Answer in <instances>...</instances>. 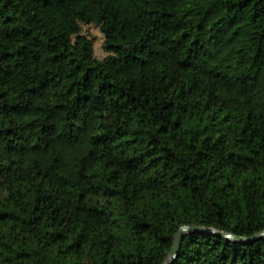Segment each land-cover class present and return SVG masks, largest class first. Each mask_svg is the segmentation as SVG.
Returning a JSON list of instances; mask_svg holds the SVG:
<instances>
[{"label": "trees", "instance_id": "16d2710c", "mask_svg": "<svg viewBox=\"0 0 264 264\" xmlns=\"http://www.w3.org/2000/svg\"><path fill=\"white\" fill-rule=\"evenodd\" d=\"M8 113L0 264H264V0H0Z\"/></svg>", "mask_w": 264, "mask_h": 264}, {"label": "water", "instance_id": "95a60500", "mask_svg": "<svg viewBox=\"0 0 264 264\" xmlns=\"http://www.w3.org/2000/svg\"><path fill=\"white\" fill-rule=\"evenodd\" d=\"M197 230H203V231H208V232H212V233H218L219 232L214 228H206L204 226L195 225V224L194 225H192V224L182 225L181 228L179 229V231L177 232L176 236H175L173 247L171 248V250L168 254V257L163 264H170L172 262V260L177 256V254L180 250V247H181L183 236L188 232H193V231H197ZM221 234H223L229 238H232L234 240H237L239 242L258 240V239L264 237V231H261L252 237H246V236L241 237V236H237L233 233H229V232H221Z\"/></svg>", "mask_w": 264, "mask_h": 264}, {"label": "rangeland", "instance_id": "374dc122", "mask_svg": "<svg viewBox=\"0 0 264 264\" xmlns=\"http://www.w3.org/2000/svg\"><path fill=\"white\" fill-rule=\"evenodd\" d=\"M83 32L94 38L97 56H105L106 52L103 48L104 34L101 28L96 24H83ZM0 128L11 129L13 134L22 131V127L18 125L12 113H8L7 120L4 123H0Z\"/></svg>", "mask_w": 264, "mask_h": 264}]
</instances>
